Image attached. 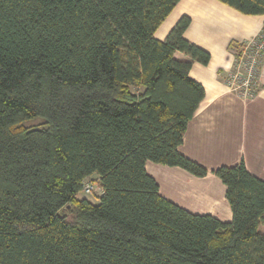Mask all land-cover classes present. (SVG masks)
Masks as SVG:
<instances>
[{"label": "trees", "instance_id": "1", "mask_svg": "<svg viewBox=\"0 0 264 264\" xmlns=\"http://www.w3.org/2000/svg\"><path fill=\"white\" fill-rule=\"evenodd\" d=\"M177 2L0 0V264H264V179L243 161L211 171L230 221L168 200L145 169L209 172L178 146L204 97L189 69L210 54L187 15L154 36ZM94 174L93 203L78 195Z\"/></svg>", "mask_w": 264, "mask_h": 264}, {"label": "crops", "instance_id": "2", "mask_svg": "<svg viewBox=\"0 0 264 264\" xmlns=\"http://www.w3.org/2000/svg\"><path fill=\"white\" fill-rule=\"evenodd\" d=\"M183 15L190 17L183 36L207 50L210 60L206 65L193 61L189 69L188 75L203 86L204 97L187 123L178 151L209 172L199 177L150 160L145 169L168 200L192 213L230 221L226 187L211 171L243 161L250 173L264 179V54L258 86L252 96H243L226 81L234 66L229 45L254 39L264 26V15L242 14L219 0H178L154 36L163 40ZM175 56L188 58L180 52Z\"/></svg>", "mask_w": 264, "mask_h": 264}, {"label": "built area", "instance_id": "3", "mask_svg": "<svg viewBox=\"0 0 264 264\" xmlns=\"http://www.w3.org/2000/svg\"><path fill=\"white\" fill-rule=\"evenodd\" d=\"M236 50L232 51L235 56ZM264 54V29L252 40L240 48L238 59L234 57V66L226 78L227 83L243 96H252L257 85V73ZM93 183L84 181L83 192L92 193Z\"/></svg>", "mask_w": 264, "mask_h": 264}, {"label": "rangeland", "instance_id": "4", "mask_svg": "<svg viewBox=\"0 0 264 264\" xmlns=\"http://www.w3.org/2000/svg\"><path fill=\"white\" fill-rule=\"evenodd\" d=\"M258 85H255V88L257 87ZM41 121L40 118H35V119H29V120H26L24 122L25 125H36L38 124L39 122ZM86 182L88 181H92L93 183V190H92V193H84L83 191L80 192V194L78 195L79 197H85L89 200H92V201H95L97 200V196L101 194L102 190L99 186V183L97 182V176L94 174V175H91L90 177L86 178L85 179ZM259 231L260 232H264V225H260L259 226Z\"/></svg>", "mask_w": 264, "mask_h": 264}]
</instances>
